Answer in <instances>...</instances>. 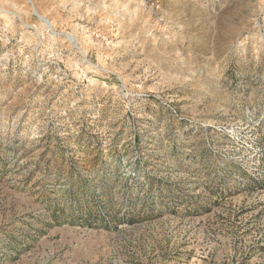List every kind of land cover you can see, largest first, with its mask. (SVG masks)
Returning <instances> with one entry per match:
<instances>
[{
	"label": "rangeland",
	"instance_id": "1",
	"mask_svg": "<svg viewBox=\"0 0 264 264\" xmlns=\"http://www.w3.org/2000/svg\"><path fill=\"white\" fill-rule=\"evenodd\" d=\"M0 264H264V0H0Z\"/></svg>",
	"mask_w": 264,
	"mask_h": 264
},
{
	"label": "trees",
	"instance_id": "2",
	"mask_svg": "<svg viewBox=\"0 0 264 264\" xmlns=\"http://www.w3.org/2000/svg\"><path fill=\"white\" fill-rule=\"evenodd\" d=\"M207 154V150H205L204 152H203V156H205ZM256 184V183H255Z\"/></svg>",
	"mask_w": 264,
	"mask_h": 264
}]
</instances>
